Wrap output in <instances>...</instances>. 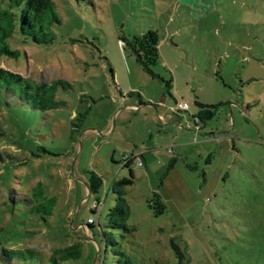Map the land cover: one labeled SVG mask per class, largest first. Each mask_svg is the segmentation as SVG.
<instances>
[{
	"label": "rangeland",
	"instance_id": "1",
	"mask_svg": "<svg viewBox=\"0 0 264 264\" xmlns=\"http://www.w3.org/2000/svg\"><path fill=\"white\" fill-rule=\"evenodd\" d=\"M53 3V40L15 30L17 58L0 57L36 82L62 81L53 109L0 94V264H117L101 230L110 186L130 168L122 246L137 264H178L172 242L189 264H264V0ZM148 30L159 36L152 74L119 41ZM201 105L213 116L199 120ZM91 171L102 184L89 194ZM37 183L51 214L26 202ZM76 243L78 257L53 261Z\"/></svg>",
	"mask_w": 264,
	"mask_h": 264
},
{
	"label": "trees",
	"instance_id": "2",
	"mask_svg": "<svg viewBox=\"0 0 264 264\" xmlns=\"http://www.w3.org/2000/svg\"><path fill=\"white\" fill-rule=\"evenodd\" d=\"M60 22L61 19L55 10L53 0H0V57L17 58L18 52L10 49L6 41L15 30L33 43L48 44L54 37L52 26L60 24ZM119 41L122 49L132 55L135 62L146 72L152 74L151 68L158 61V32L148 30L131 39L122 36ZM59 83H62V81L36 82L19 73L0 67V94L32 109L48 110L56 108L57 102L53 96ZM200 108L197 116L199 120L212 117L216 106L201 105ZM131 162L132 159L128 158L125 165H129ZM173 162L172 159L168 168L173 165ZM132 177L133 173L130 168V178H122L112 182L110 190L116 194L115 204L105 214L106 228L101 230L104 244L103 252L110 249L112 254L117 257V264H137L135 258L127 254L122 246L126 234L132 233L133 229L127 225L129 210L121 188L131 184ZM101 184V178L95 172H89L86 183L88 193H96ZM30 196L31 198L26 202L31 206V210L51 214L52 206L49 204L54 203L55 199L44 195L41 184L37 183L33 186ZM150 201H152V206L149 204V207L153 209L155 215L162 214L165 211V205L157 193H152ZM86 226L91 227L92 224L87 223ZM80 246L76 243L64 249L56 250L52 257L53 261L78 257ZM172 247L178 258V264H189L185 251L173 242Z\"/></svg>",
	"mask_w": 264,
	"mask_h": 264
},
{
	"label": "built area",
	"instance_id": "3",
	"mask_svg": "<svg viewBox=\"0 0 264 264\" xmlns=\"http://www.w3.org/2000/svg\"><path fill=\"white\" fill-rule=\"evenodd\" d=\"M188 108H189V104L186 103V102H183V103H177V105H176V109H178V110L187 111ZM133 158H138V159H137V160H138V161H137V164H138V165L141 164V162H140V160H139V155L133 156ZM126 160H127V158H126ZM92 209H95V210L99 209V202H93ZM87 223L93 224V220H92L91 218H89V219L87 220Z\"/></svg>",
	"mask_w": 264,
	"mask_h": 264
}]
</instances>
